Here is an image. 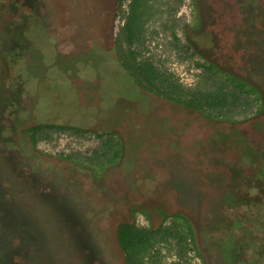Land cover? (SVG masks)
I'll list each match as a JSON object with an SVG mask.
<instances>
[{
    "label": "rangeland",
    "instance_id": "374dc122",
    "mask_svg": "<svg viewBox=\"0 0 264 264\" xmlns=\"http://www.w3.org/2000/svg\"><path fill=\"white\" fill-rule=\"evenodd\" d=\"M129 1L124 0L123 9L119 8L123 18L120 27L128 21L129 27L136 26L138 20L141 26L144 19H149L143 44L135 48L140 59H149L159 72L171 75L190 93L225 94L228 107L218 114L213 110L198 114L185 101L180 104L179 100H170L164 95L167 103L163 102L155 96L157 90L152 88V97L148 96L150 106L142 108L143 103L138 99L143 95L142 88L122 72L121 66L112 61L107 63L101 56L92 58L93 54L108 48L111 34L106 30L107 14H100V21L96 23L91 15L84 14V7L74 5L71 0H37L35 11L39 13H32L33 0H0L4 6V9L0 8V51L4 49L12 56L14 52H28L26 59L40 60V65L30 62L35 77L28 85L37 96L36 117L43 122L47 118L48 124H65L72 129L86 130L79 134L47 132V138L38 139L34 151L46 160L60 162L61 171L56 177L65 176V160L74 156L94 178L79 176L81 191L72 194L69 189H57L55 183L51 191L39 189L41 194H53L50 204L46 196L27 198L23 195L29 191V186L18 175L16 181H11L14 191L7 190L6 194L12 200L21 198V205L17 203L16 206L18 209H9V212L16 213L17 222L5 225L1 235L7 232L15 239L21 238L28 247L27 242L34 241L32 236L45 242L54 239L58 232L69 229L74 230L76 242L78 238L88 240L97 218L109 208L117 212L114 218L111 216L114 222L125 220L145 229L160 224L171 226L174 222L183 224L184 219L193 230L184 256L179 258L175 241L163 243L158 246L160 264H210L203 250L199 249L196 226L206 223V215L218 220L219 202L227 207L224 215L228 224L232 225L234 219L247 217L242 226L249 231L248 238L244 236L249 245L245 254L251 258L254 246L261 247L264 217L259 215V218L251 219L242 208L248 209L254 217L259 214L258 209L262 213L264 210V86L257 88L242 76L225 70L219 62H213L208 54L193 46L190 27L183 19H178L182 0H153L155 4L151 10L150 7L142 8V0H132L130 6ZM232 1L225 0V8ZM192 3L196 10L193 27L197 15L201 14V6L197 0ZM142 9H149L150 13L141 17ZM22 14L31 15L24 18L31 24L24 26L25 32L22 33L26 41H31L21 48L18 29L24 23L19 18ZM14 24H17V34L9 31ZM112 29L115 30L116 26ZM236 86H241L246 94H238ZM105 113L109 114L106 119ZM3 129L6 125L0 126L1 136L6 134L1 131ZM25 130L18 131L15 136L26 137L29 134ZM109 139L114 144L112 150L119 152L116 159H111L112 152L106 154L103 149V143ZM43 141L50 144L45 145ZM0 146L3 148L4 144ZM95 155L97 160L90 164ZM131 161L134 166L138 165L137 169H129ZM27 171L23 167L19 170L22 175L31 173V170ZM12 173L15 170L11 166L0 168V181ZM32 181L36 183V178ZM58 181H64L65 186V182L71 184L72 179L60 178L57 184ZM54 196L62 199V206ZM76 197H83L85 204L66 205ZM227 197L229 201H237L233 203L236 205L234 209L228 208L231 205L226 204ZM112 202L116 203L115 208L109 207ZM127 207H130L128 211ZM89 209L98 211L99 216L92 218ZM59 216L64 220L63 217L58 219ZM21 219L24 221L19 224ZM92 220L94 222H90ZM216 222L219 223L217 237L234 234L240 238L238 236L243 235L242 230L238 231V225L225 234L222 229L226 227L224 220ZM186 224L183 225L185 231ZM251 237L254 242L249 241ZM54 246V243L47 247L38 244L31 258L25 256L23 249H15L16 255L23 254L20 256L23 263L15 259L10 264H35L36 261L37 264H67L54 252ZM13 251L12 256H16ZM65 253L68 257L69 251L65 250Z\"/></svg>",
    "mask_w": 264,
    "mask_h": 264
},
{
    "label": "trees",
    "instance_id": "16d2710c",
    "mask_svg": "<svg viewBox=\"0 0 264 264\" xmlns=\"http://www.w3.org/2000/svg\"><path fill=\"white\" fill-rule=\"evenodd\" d=\"M197 1L201 6L200 22L198 26L196 23L193 27L188 29L189 32H191L190 40L193 46L199 52L208 54L213 62H219L225 70L235 75L242 76V78L251 82L256 87H262L261 85L264 86V0H233L231 4L229 3L227 8H225V0ZM122 2L123 0H119V4L117 6L118 10L121 7ZM216 3H223L224 6L222 4L219 6ZM0 8L1 10L4 9L2 3H0ZM225 11L226 14L224 13ZM115 14L113 15L115 16ZM113 15L110 20L108 30V34H111L109 36V41L107 42V44H109L108 48L106 51L101 49V53L93 54L92 58L95 56H101L102 60H107V63L112 61L113 63H116L117 66H121L120 68H122V72L126 74L133 83L142 88L141 92L143 95L140 97L138 96L139 102L142 101L143 103V106H141L142 108H148L150 106L149 104L151 101L148 96L150 98L152 97V88L157 90V95L155 96L160 98L163 102H165L164 95L169 96L170 100H179V103L180 101H185L188 103L187 105L198 114L208 110H213L216 114H218L220 110H224L228 107L229 102L225 94L220 92L217 94L190 93L178 84V82L171 75L159 72L149 59H140L139 53H136L135 50L131 49L137 36L140 37L141 35V29H139L140 26L138 22L139 20L137 21L136 26L132 25L130 27L128 24L129 21L125 22L124 27L121 29L123 36L120 37L118 36L116 30L112 29L115 22V20H113ZM21 21L24 23H21V27H19L18 31L19 35H21L20 45L22 48L25 47V43L27 41H31H26V37H22V33L25 32L24 26L31 24V22L26 20L24 21L22 19ZM13 26L9 31L17 34V24H14ZM3 50L4 49L0 51V110L2 112L0 122L3 126L6 125V129L1 130L2 132H6V134L2 136L0 135V145L4 144L3 148L0 146L1 152L3 151L2 156L4 157L3 153H5L6 156L12 155V152L15 153L18 146L20 149L18 153L19 157L28 161H32L33 159L34 161L37 160L38 166H42L44 169H48L52 172L55 168H58L59 171H61V164L58 166V164L50 162V160L48 161L37 155L32 149L31 141L35 140L37 142L38 139L47 138L45 135L47 132L59 133L71 131L79 134L80 132L86 130L72 129L65 124L59 126L54 124L52 125L50 123L48 124L47 118L45 122L39 120L35 115L37 101L34 99H37V96L34 94V89L32 87H28V85L30 84V80H33L35 77V72L33 67L31 69L30 62L32 61L40 65V60L38 62L36 61V58H31V60H29L30 58L26 59L25 57L28 52H14L15 55H13V57L11 52L6 54ZM4 79L10 82V84L7 85ZM235 88L237 89L238 94H246L241 86H236ZM20 90H22V93L19 92ZM23 94H25L30 101L29 108L31 109H27L26 111H23L22 108L27 105L26 103H23L22 106L18 105L19 98L23 97ZM142 96H144V98H142ZM142 99H144V101ZM32 100L35 101L34 104ZM11 106H13V108H10ZM108 113H105V119L109 116ZM29 119V123L32 126L29 131L31 136L29 143H25L23 145L21 141L14 138L15 131L21 124H25ZM18 141L22 144V146L19 145L20 143L18 144ZM113 146L114 144L110 139L103 143L105 153L108 154L109 152H112L111 159H116L119 152L117 150L113 151ZM97 158L98 156L95 155L89 163L92 164V162L97 160ZM65 161L67 162V166L64 167L66 169L64 171L65 174L67 177L74 174L76 180L79 179V183L77 184H79L80 186H78L81 188L82 183L80 182L82 181H80V178L85 175L90 177L92 172L83 168L81 166L82 163H79L78 158H75L74 156H70ZM131 166H134L132 161L130 162L129 169L133 170L138 167V165L132 168ZM251 167L252 166L250 165V168ZM253 169L254 168H251L252 171ZM256 172H258V170ZM91 179L94 180L92 176L90 180ZM226 199V204L231 205L229 208L234 209L236 205H233V203L236 204L237 201H229V197ZM109 207L115 208L111 204H109ZM224 209H227V207L220 203V209H217L218 220L214 217L207 218L206 215V222L208 221L209 223L212 220L213 223H207L205 227V224L203 225L204 234L210 236L212 231L215 229L217 230L219 223L216 221L224 220L223 224H225L226 227L222 229H224L223 231H225V234L227 230L229 231V229L235 228L236 225H238V231L242 230L241 232L243 233L242 236H238L240 238H236L234 234H231V236L223 234L224 238H222L223 240H221V242L220 237L219 239L214 238L218 244H221L222 248H225L224 246H226L233 248L234 250V254L231 258H229V254L225 255V263L263 264L264 248L261 247L264 245V237L259 245L261 246L260 248L254 246V256L247 258L245 253L249 251V245H247L246 239L248 238L249 231L247 232L245 227L243 228L242 226L243 221L245 222L247 217L241 218V221L239 219H234L235 221L232 225H230L228 224L229 220L224 215ZM242 209L251 219H257L259 218V215L264 217V210L262 213V211L258 209L259 214H255L254 217L253 214L248 213V209ZM88 211L94 216H99V212H94L92 209H89ZM104 213L105 214L102 217L100 216L102 221L104 220V227L101 228V230L103 235H105V242H110L115 245L118 251V264H160V251L158 250V246L163 243H169L170 241H175L177 254L179 258H182L187 249V240L193 235L191 226L187 225L183 218L184 223L187 225L186 231L184 230V223L178 224L176 222H174L171 226H164L163 224H160L156 228L145 229L137 227L132 223L118 224L114 222V219L112 220L109 218V214L113 213L112 210H109V208ZM178 218H180V216H178ZM202 219H205V217L202 216ZM263 226L264 224L261 228ZM244 236L247 238L245 239ZM225 237H230V240ZM249 241L254 242L252 237L249 238ZM106 247H108L107 244ZM106 250L107 248L103 249V252L100 255L102 259H105V255L107 253ZM106 262L110 261L105 260V263Z\"/></svg>",
    "mask_w": 264,
    "mask_h": 264
},
{
    "label": "flooded vegetation",
    "instance_id": "af4514ba",
    "mask_svg": "<svg viewBox=\"0 0 264 264\" xmlns=\"http://www.w3.org/2000/svg\"><path fill=\"white\" fill-rule=\"evenodd\" d=\"M25 1L27 2V0H25ZM59 1H64V0H59ZM71 1H73L75 3L74 5H79V7L80 6L84 7V9L86 10V12L84 14L85 15H91L93 17V19L96 21V23H99V21H100V14L101 15L104 13L107 14V16H108L107 17V19H108L107 20V28H106L107 31L109 30V24H110V20L112 18V15L117 12V9H118L117 6L119 4V0H71ZM37 3H38L37 0H33V2H32V6H33L32 13H39V12L35 11V7H37V5H38ZM25 14L20 15L19 18L24 20V18H28L29 16H31V15L26 16ZM200 15L201 14L197 15V18H196L197 24L200 22ZM89 29H92L91 25H89ZM4 80H5V83L7 85L10 84V82H8L6 79H4ZM19 92L22 93V90H20ZM23 95H24L23 97L19 98L18 105L22 106L23 103H26L27 105L22 107L23 111H26L27 109H31V108H29L30 107L29 106L30 101L25 94H23ZM22 99H23V101H22ZM34 100H36V99H34ZM34 100H32L33 104L35 103ZM1 116H2V112L0 110V117ZM29 121H30V119L28 121H26L25 124H21L15 131V134H17L18 131H21L24 129H26L25 131H28L29 135H27L24 138L23 137L21 138L20 136H17V137L14 136V138L21 141L23 145L25 143H29V140H30L31 135H30L29 131H30V128L32 126L29 123ZM0 126H3L1 124V122H0ZM19 141H18V144L20 143ZM31 143H32V149L34 151L36 149L35 147H36L37 142L35 140H32ZM22 144L20 143L19 145L22 146ZM19 151H20V149L17 146L15 153L12 152V155H10V156H6L5 153H3L4 157L2 156L3 151L2 152L0 151V154H1L0 155V168L6 169L7 166H11L15 170V173H12V175H10V176L7 175L9 178H6L4 181H0V215H2V217L0 218V229H1V231H0V260H1V264H10V262L12 263L11 260H15V259H17V260H19V262H21L20 256L23 254L20 253L19 255H16L17 250L23 249L22 251L27 254L25 256L26 257L29 256L31 258L32 254L36 251V246L40 243H42V246H46V247L48 246L49 243H54V245H55L54 246V252L59 254L62 257V260L67 264H118V260H117L118 251H117L115 245L113 243H110V242H108V243L105 242V235H103V232L101 230V228L104 227V222H102V219H101L102 216L98 217V216H94L93 214H91L92 218H94V217H98V218H97V223H96L95 227L92 229V233L90 234L91 236L88 237V240L87 239L84 240L83 238L80 240V238H78L79 241L76 242V240H75L76 234L74 233V230L69 229L66 231L62 230L60 233L58 232L57 236H55L54 239L47 240L45 242L40 241L39 238L36 236H32L34 241H28L27 243L30 246V247H28V246L23 244L24 241L21 238L15 239L14 237H12L11 234H9L7 232L4 233L3 235H1L3 230H4L3 228L5 227V225H11V223L13 224V223L17 222L16 213L15 212L14 213L9 212V209H13V208L18 209V207H16V206H17V203H19V205H21V202H20L21 198L17 199V197H15L14 200H12L6 194H7V190L14 191L12 189L11 184H12L13 180L14 181L17 180L18 175L19 176L21 175V178L23 179V183H25V185L27 187L29 186V191L24 193L23 195L27 196V198H34V196H37V195H39L40 197L46 196L45 199H47L46 200L47 203H50V204H52L51 201H53V197H52L53 194H52V196H50L51 194L49 192H44V194H41L40 191H51L52 187L54 186L53 183L56 184L57 189H59V188L69 189L71 191V194L76 193L75 191H78V192L81 191V188L79 187L80 185L77 184V183H79V181H78L79 179L76 180V178L74 177V174H72L70 177H67L66 174H65V176L60 175V177H56V174L59 175L58 174L59 173L58 168H55L56 170L54 169L53 172L48 170V169H44V167L37 165V163H38L37 160L34 161V159H33L32 161H28L22 157H19L18 156ZM35 153L37 154V152H35ZM45 157H47V156H45ZM41 158H43V157H41ZM44 159H46V158H44ZM50 162H54V161L50 160ZM54 163L60 164V162H54ZM22 167L26 168V170H28V171L31 170V173L22 175L21 172H19V170ZM40 167H42V168H40ZM33 170H37V171L32 172ZM34 177L36 178V183L34 181H32V178H34ZM60 178H63L64 180L72 179V182H71V184H68V185H66V182H65V186L63 185L64 181H62V182L58 181V184H57L56 181ZM60 183H62V184H60ZM40 184H41V186H40ZM72 186H73V188H72ZM39 189H40V191H38ZM76 189H78V190H76ZM94 193L96 194V192H94ZM76 195L80 196V194H76ZM54 199H56L59 206L63 205V201L60 197L58 198V197L54 196ZM79 200H80V202H79ZM85 202L86 201L83 197H76V198L70 199V201H67L66 205L73 207V206H77V205H84ZM238 202H239V200H238ZM109 204H111L114 207L116 206L115 202H112ZM129 208L130 207H127L126 211H128ZM217 209L218 210L220 209V203L219 202L217 203ZM94 212H98V211H94ZM112 212L113 213L109 214L110 219L112 217L114 218L117 214V212H115L114 209ZM19 214H20V212H19ZM89 215H90V213H89ZM91 216H89V218H91ZM161 216L164 217L165 215L162 214ZM62 217L59 216L58 219H60ZM214 218H216V217L214 216ZM62 220H64V217L62 218ZM20 221L21 222H18L19 224H21L22 221H24V219H21ZM88 222H89V220H88ZM90 222H94V220H92ZM214 222H215V220H214ZM122 223H129V222L124 220L118 224H122ZM207 223H208V221L206 223L204 222L205 225L200 223L199 225L196 226L197 227V239H198L199 249L201 248V250H203V252L205 253V257L207 259L206 261L208 263H210V264H212V263H214V264H226L225 263L226 262L225 261V255L229 254V258H231L232 255L234 254V250H233V248H229L226 246H224L225 248H222L221 244H218V242H216L215 239L216 238L219 239V237L214 235V233H216V229L214 231H212V233H210L212 236L209 233L208 234L210 236L205 235L203 225L205 227L207 225ZM209 223H213V221L211 220V222H209ZM87 225H88V223H87ZM62 228H64V227H62ZM211 230H212V228H211ZM20 233L22 234V232H20ZM206 237H208V238H206ZM222 238H224V237H222ZM222 238L220 239V242H221V240H223ZM225 238L230 240V237H225ZM13 239H14V241H12ZM231 239H233V238H231ZM11 241L13 243L14 242L15 243L13 244V243H11ZM236 241H238V240H236ZM7 244H9V245H7ZM106 244L108 245V247H106ZM67 245H70V247ZM71 245L73 246V249H71ZM224 245H225V242H224ZM24 247H25V249H24ZM67 247H69V248H67ZM105 248H107V250H106L107 253L105 255V259H102L100 257V255L103 252V249H105ZM15 249H17V250H15ZM65 250L69 251L68 257L65 255L66 254ZM11 251L15 252V255L17 257L12 256L14 254L11 253ZM26 257H25V262L27 260ZM105 260L110 261V262L105 263ZM36 262H35V264H37ZM21 263H23V262H21ZM26 264H29V263H26ZM31 264H34V263H31Z\"/></svg>",
    "mask_w": 264,
    "mask_h": 264
},
{
    "label": "crops",
    "instance_id": "0c3cea01",
    "mask_svg": "<svg viewBox=\"0 0 264 264\" xmlns=\"http://www.w3.org/2000/svg\"><path fill=\"white\" fill-rule=\"evenodd\" d=\"M123 2H124V0H123ZM123 2H122V4H123ZM128 3H129V6H130L131 3H132V0H130ZM122 4H121V7H120L121 10L123 9L122 8ZM154 4L155 3H154L153 0H142V8L144 7L143 9H147L148 7H150V10H151L153 8V5ZM143 9H142V12H143L142 14L143 15H141V17H144L145 15H147L148 13H150L149 12L150 11L149 9L147 11H145ZM149 16H150V14H149ZM113 20H115L114 25L116 26V29L115 30H116L118 36L122 37L123 36V33L121 32V29L123 27H120V26L123 23V18L121 16V11H119L118 9H117V12H116L115 16L113 17ZM144 20L145 21H142V23L140 22L141 23V26L139 27V29H141L140 30L141 31V33H140L141 35H140V37L137 36L136 40L132 44V47H131L132 50H135L136 47L141 46L143 44L144 35H145V32H147V28H145V27H146V24L149 22L148 21L149 19H144ZM114 25H113V27H114Z\"/></svg>",
    "mask_w": 264,
    "mask_h": 264
},
{
    "label": "built area",
    "instance_id": "2783aa9c",
    "mask_svg": "<svg viewBox=\"0 0 264 264\" xmlns=\"http://www.w3.org/2000/svg\"><path fill=\"white\" fill-rule=\"evenodd\" d=\"M182 7L181 11L178 14V19H183L184 24L187 27H192V23L194 22L195 18V10L193 7L192 0H182ZM43 144L48 145L50 144L47 141H43Z\"/></svg>",
    "mask_w": 264,
    "mask_h": 264
}]
</instances>
